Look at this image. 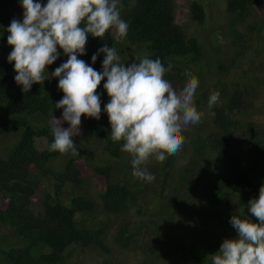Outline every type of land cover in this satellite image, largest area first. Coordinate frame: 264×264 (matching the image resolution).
<instances>
[{
	"label": "trees",
	"instance_id": "obj_1",
	"mask_svg": "<svg viewBox=\"0 0 264 264\" xmlns=\"http://www.w3.org/2000/svg\"><path fill=\"white\" fill-rule=\"evenodd\" d=\"M221 1L224 12L214 17L190 0L189 26H183L176 0H122L127 36L116 39L113 30L101 38L89 35L86 54L78 56L102 71L104 54L94 64L91 57L107 44L126 65L145 55L165 67L171 63L165 78L173 85L186 82V72L198 78L202 122L184 132L176 155L163 162L150 158L145 167L155 179L147 182L133 176V156L121 150L123 141L111 139L103 111L106 78L97 89L100 119L81 117V134L74 137L79 154L48 150L52 115L63 112L54 105L64 93L58 78L33 84L27 93L15 82L7 27L19 0H0V139L19 134L9 154L0 153V264H65L76 249L111 254L110 238L120 250L142 253L138 264H211L221 244L210 238L212 223L223 227L225 238L238 234L231 217L251 216L247 203L264 184V122L251 119L264 90V0ZM57 48L59 66L67 56ZM253 52L261 66L256 69L249 66ZM50 66L51 73L56 61ZM216 91L219 102L209 108ZM238 131L241 141L232 139ZM41 137L48 141L43 150L36 144Z\"/></svg>",
	"mask_w": 264,
	"mask_h": 264
},
{
	"label": "clouds",
	"instance_id": "obj_2",
	"mask_svg": "<svg viewBox=\"0 0 264 264\" xmlns=\"http://www.w3.org/2000/svg\"><path fill=\"white\" fill-rule=\"evenodd\" d=\"M42 1V0H36ZM122 0H47L46 4L34 0H19L14 11H23V19L14 18L7 27V43L13 46L7 60L14 62L15 82L22 92H30L33 84L58 78L63 97L54 108L63 109L62 116L52 115L50 121L53 142L49 151L61 154H79L74 137L81 134L82 115L99 120L101 81L109 101L103 105L111 126L113 142L123 141L121 150L133 156V176L152 182L155 176L145 165L154 158L163 162L176 155L185 144L184 132L190 125L202 122L204 113L195 104L198 78L186 72V82L173 85L165 78L172 64L164 66L160 58L145 55L139 62H121L115 47L105 44L91 57L94 64L104 54L102 71L78 56L86 54L89 35L103 37L109 30L114 38L127 36L129 24L122 19L119 4ZM13 11V14H14ZM67 59L48 71L62 54ZM64 56V55H63ZM137 58V55H135ZM65 57V56H64ZM132 62V63H131ZM51 67V66H50ZM183 84L182 87L174 86ZM220 93L213 92L208 107L219 102ZM68 122V127L63 122ZM240 132L232 135V139ZM187 161H185L186 163ZM251 216L233 215L230 223L238 236L225 238L211 264H264V184L258 197L247 203ZM255 217V219H252Z\"/></svg>",
	"mask_w": 264,
	"mask_h": 264
},
{
	"label": "rangeland",
	"instance_id": "obj_3",
	"mask_svg": "<svg viewBox=\"0 0 264 264\" xmlns=\"http://www.w3.org/2000/svg\"><path fill=\"white\" fill-rule=\"evenodd\" d=\"M198 1L202 2L207 7V10L209 12L214 13L213 15L214 17L221 15V13L224 12L225 3L222 2L221 0H198ZM176 2H177V13H176L177 22H179L183 26H189L187 23L190 20V15H189L190 0H176ZM14 18L22 20L23 19L22 11H18V12L14 11ZM191 32H194V28L191 30ZM0 38H1V32H0ZM135 55H137V52H135ZM126 56L128 57L127 53ZM66 59L67 58L64 57V60H61V63H63ZM121 62H124V60L121 59ZM258 64H259V59L257 60L255 58L253 52V57L250 59L249 66L251 68L256 69L261 67L258 66ZM56 66L58 67L57 60H56ZM230 79H234V76L233 75L230 76ZM182 86L183 84H179L174 87L179 88ZM254 103L256 106H259V108H255L258 111L253 117H251V119L263 123L264 122V90L258 92V97L257 99H255ZM1 108H3V106L0 103V116L3 111ZM238 137H239L238 135L234 136V138L236 139H238ZM18 138H19V134H9L7 136H3V138L0 139V147H1L0 153L2 156L6 157L9 154V152L17 144ZM36 144L38 149L43 150L47 147L48 141L46 138L41 137V138H37ZM94 190L95 189L93 188L90 194L96 198L98 194ZM133 220L135 223L138 221L136 217H133ZM234 236L236 237L238 236V234ZM210 238L213 241V243H222V241L225 239L223 227L221 225H217L215 221L212 223V231L210 233ZM110 239L111 240H109L108 243H109V247L112 250L111 254H103L101 251L99 252L95 250L81 251L76 249L75 253L70 254V256L67 258L68 260L66 261L65 264H138L142 260H144L145 256L142 253L137 254L131 249L120 250L117 248L112 238ZM156 264H162V260H159Z\"/></svg>",
	"mask_w": 264,
	"mask_h": 264
}]
</instances>
